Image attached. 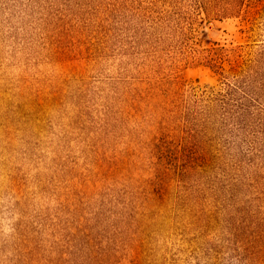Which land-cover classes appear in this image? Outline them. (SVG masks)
I'll list each match as a JSON object with an SVG mask.
<instances>
[{
    "label": "rangeland",
    "instance_id": "1",
    "mask_svg": "<svg viewBox=\"0 0 264 264\" xmlns=\"http://www.w3.org/2000/svg\"><path fill=\"white\" fill-rule=\"evenodd\" d=\"M0 264H264V0H0Z\"/></svg>",
    "mask_w": 264,
    "mask_h": 264
}]
</instances>
